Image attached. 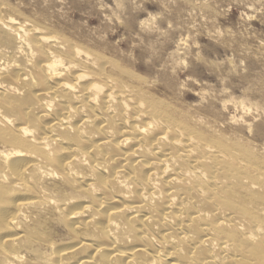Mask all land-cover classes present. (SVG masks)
Instances as JSON below:
<instances>
[{
    "label": "bare ground",
    "instance_id": "bare-ground-1",
    "mask_svg": "<svg viewBox=\"0 0 264 264\" xmlns=\"http://www.w3.org/2000/svg\"><path fill=\"white\" fill-rule=\"evenodd\" d=\"M57 1L0 0V264H264L263 104Z\"/></svg>",
    "mask_w": 264,
    "mask_h": 264
},
{
    "label": "rangeland",
    "instance_id": "rangeland-1",
    "mask_svg": "<svg viewBox=\"0 0 264 264\" xmlns=\"http://www.w3.org/2000/svg\"><path fill=\"white\" fill-rule=\"evenodd\" d=\"M59 1L60 2H56L58 7L56 5L55 9L60 11L64 17H71L70 19L74 21L75 24L78 22L77 25L84 26L85 28L93 30V32L96 31L101 34L106 32V37L107 31H109V33L112 34L110 36L112 41L120 39V37L123 36L121 34L125 32L120 27L116 26V14L120 15V17L125 20H131L133 22H131L133 25V32H131V34L134 39L138 41L140 40V35L143 37L145 33L139 27L138 23L148 20V23L155 24L154 33H151L153 35L152 40L156 41L153 42L155 45H158L157 43H160V41L162 42L161 37L159 35L156 36V33L159 32V28L160 31L165 30V32L169 33V47L175 46L176 40L181 33L188 35L187 44L189 45L191 41V46L189 47L193 50L198 48L201 49L202 54L206 57L203 56L205 61L209 62V65L204 62L195 63L194 69L191 68L193 73H190L194 75L193 77H197L198 79L201 78L203 82H207L209 87H227L230 96L233 98H241L245 92H249V102L256 104L262 103L264 108V0ZM122 2L126 4L125 10H122L118 5ZM103 3H105V5ZM76 4L79 6H75ZM127 4L129 6H127ZM132 5L133 7L138 5L136 6V8H138L134 9ZM68 6L70 7L67 9ZM80 7H83V9ZM102 9L105 14H103ZM114 12H116L115 15H113ZM97 14H99L100 17ZM169 30H175L174 32L171 31L172 34L175 33L173 34L174 36ZM192 37L193 39L191 40ZM144 41H146V37L143 41L140 40V43L143 45ZM262 45L263 47L261 48ZM122 47L126 48V44L122 45ZM163 52V55L167 53V51L165 52L164 50ZM200 63H202V65H200ZM213 65L215 66L212 67ZM186 77L188 76L185 74L180 75L181 80Z\"/></svg>",
    "mask_w": 264,
    "mask_h": 264
}]
</instances>
